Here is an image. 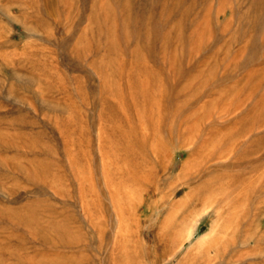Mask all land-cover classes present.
Segmentation results:
<instances>
[{
	"label": "rangeland",
	"instance_id": "374dc122",
	"mask_svg": "<svg viewBox=\"0 0 264 264\" xmlns=\"http://www.w3.org/2000/svg\"><path fill=\"white\" fill-rule=\"evenodd\" d=\"M0 264H264V0H0Z\"/></svg>",
	"mask_w": 264,
	"mask_h": 264
},
{
	"label": "bare ground",
	"instance_id": "6f19581e",
	"mask_svg": "<svg viewBox=\"0 0 264 264\" xmlns=\"http://www.w3.org/2000/svg\"><path fill=\"white\" fill-rule=\"evenodd\" d=\"M194 219V218H193ZM195 222L193 221V224H194ZM190 225H192L191 223H190ZM193 226V225H192ZM192 226L190 227V228H192ZM195 228V227H194ZM216 230V229H215ZM213 232V231H212ZM209 233H211V232H208V235H209ZM181 234H182V237H185V238H192L195 234H194V230L193 229H190V230H188V228H184L183 230H182V232H181ZM207 235V234H206ZM219 236H220V234H219ZM222 236V235H221ZM184 238V239H185ZM205 239V238H204ZM210 238H208L207 240H209ZM203 240V239H202ZM204 241H206V240H204ZM208 244H209V242H208ZM207 244V245H208ZM212 244V242L210 241V245ZM202 246H203V244H202ZM205 246V245H204ZM212 246V245H211ZM217 248V247H216ZM203 249V248H202ZM205 249H207V247L205 248ZM198 250H200V249H198Z\"/></svg>",
	"mask_w": 264,
	"mask_h": 264
}]
</instances>
